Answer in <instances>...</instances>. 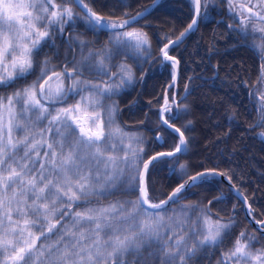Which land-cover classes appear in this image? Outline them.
<instances>
[{
  "label": "snow or ice",
  "instance_id": "snow-or-ice-1",
  "mask_svg": "<svg viewBox=\"0 0 264 264\" xmlns=\"http://www.w3.org/2000/svg\"><path fill=\"white\" fill-rule=\"evenodd\" d=\"M158 2L153 0L133 16L125 11L115 17L94 10L92 0H0L3 88L27 80L44 47L54 45L57 36L63 38L66 26L74 27L79 20L94 36L108 34L99 48L94 46L96 40L69 35V44L76 43L81 49V60L71 70L67 64L60 71L50 68L45 57L35 80L0 95V264H194L198 254L221 248L231 235L234 220L213 215L211 207L197 210L196 205L186 204L178 214L165 215L170 204L183 198V192L211 177H226L232 183L226 172L206 169L190 175L187 164L180 163V156L189 149L190 138L185 133L192 122L178 125L189 107L179 103L175 94L168 95L180 63L169 49L194 32L202 19H208L210 8L225 3L233 21L228 29L257 51L262 61L256 92L250 96L260 114L254 126L264 124V89L259 87L264 83V0H189L191 22L175 40L165 36L168 43L160 49L161 64L170 62L173 71L172 84L158 110L159 121L176 143L171 150L145 159L142 140L113 127L115 106L105 107L103 101L134 80L126 62L112 64L115 56L150 55L148 34L132 25ZM249 38L253 43H248ZM84 49H88L86 55ZM81 68L94 71L100 82L81 79ZM187 94L185 85L183 99ZM75 96L79 100L69 104ZM258 136L264 140V132ZM166 158L179 165L183 182L166 200L153 203L150 174ZM169 172L175 175L177 169L169 168ZM117 192L133 194L135 199L99 203L100 198ZM236 194L243 195L238 189ZM93 197L97 198L95 206ZM213 203L208 201L209 206ZM243 203H248L246 197ZM246 215H253L251 205ZM256 224L264 237V220ZM255 242L256 237L241 231L221 251L216 264H264V245L254 248Z\"/></svg>",
  "mask_w": 264,
  "mask_h": 264
},
{
  "label": "trees",
  "instance_id": "trees-1",
  "mask_svg": "<svg viewBox=\"0 0 264 264\" xmlns=\"http://www.w3.org/2000/svg\"><path fill=\"white\" fill-rule=\"evenodd\" d=\"M152 2L153 0H92V6L105 15L114 13L115 17H120L125 11L133 16ZM124 4L130 7L122 6ZM192 15L189 0H160L148 16L132 26L141 28L148 34L150 55L137 57L130 53L129 57L120 55L112 60L113 65L124 61L132 67L134 82L103 103L105 107L108 106L107 103L116 107L115 123L124 132L144 136L142 142L147 152L145 159L157 152L171 150L176 143L175 136L170 130H165L158 120V109L164 92L172 81L170 62L161 64L160 49L168 43V39H176L191 22ZM230 23L233 21L227 5L218 2L214 8H210L208 19L200 21L196 31L190 33L178 46L169 49V54L180 63L176 87H172L168 95L171 97L175 94L179 103L189 107L188 114L178 121V125L189 120L192 122L191 130L185 133L190 138L188 152L180 156V163L187 164L188 174L206 169L226 172L231 177L232 184L251 205L252 219L264 220V140L258 136V133L264 132V124L254 126L260 117L257 120V102L250 96L257 87L262 61L257 51L245 45L235 32L228 29ZM69 35L87 41L96 40V48L104 45L108 39L106 32L94 36L85 29L83 21L78 20L74 27L66 26L63 38L57 36L54 45L45 46L37 60L45 52L49 56L50 68L55 66L58 71L67 64L71 70V66L81 60V49L76 43L69 44ZM248 43L251 44L250 41ZM87 51L88 49H84L85 55ZM39 72L40 64L37 61V66L27 80L17 81L8 88L0 87V95L10 94L17 88L30 84ZM81 72V79L100 82L101 77L94 71L81 68ZM185 85L189 89L187 99H183ZM204 97L206 104L203 106L200 99ZM75 99L76 96L70 98L68 103L73 104ZM157 136L162 139L158 141ZM204 148L206 152L203 153ZM169 168H176L177 173L171 174ZM182 182L178 164L167 158L163 162H157L149 179L150 200H165ZM218 196L221 200L215 201L214 198ZM182 197L177 204L168 207L166 217L178 214L181 205L192 204L197 206V210L211 207L213 215L225 220L231 218L235 222L225 244L221 248L198 254L194 264H216L221 251L229 247L230 242L241 231L256 237L254 248L264 245V237L248 222L240 199L218 177H211L207 183L188 189L182 193ZM116 199L131 200L135 199V195L117 192L107 199L100 198L99 203ZM92 200L95 206L97 198L93 197ZM209 200L214 201L211 206L208 205ZM173 209L176 210L175 213Z\"/></svg>",
  "mask_w": 264,
  "mask_h": 264
},
{
  "label": "water",
  "instance_id": "water-1",
  "mask_svg": "<svg viewBox=\"0 0 264 264\" xmlns=\"http://www.w3.org/2000/svg\"><path fill=\"white\" fill-rule=\"evenodd\" d=\"M159 2H160V0H159ZM159 2H158V3H159ZM152 3H153V2H152ZM152 3H151L150 5H152ZM150 5H149V6H150ZM157 5H158V4H157ZM157 5H156V6H157ZM153 10H154V8L151 9L150 13H151ZM150 13H149V14H150ZM149 14H146L145 17L148 16ZM145 17H143V18H145ZM143 18H140L139 21L142 20ZM133 25H134V24H133ZM133 25H132V26H133ZM197 27H198V26H197ZM196 29H197V28H196ZM195 31H196V30H195ZM187 36H188V35H187ZM187 36H186V37H187ZM186 37H185V38H186ZM185 38H184V39H185ZM184 39H183V40H184ZM174 40H175V39H174ZM183 40H182V41H183ZM180 43H181V42H180ZM180 43H179V44H180ZM160 56H161V54H160ZM161 58L163 59L162 56H161ZM178 77H179V65H178V68H177V80H176V83H175L174 87H176V84H177V81H178ZM170 84H172V81H171ZM167 89H168V88H167ZM158 110H159V109H158ZM158 118H159V114H158ZM216 177H218L219 179H221V180L223 181V183H224L229 189H231V191L237 196V194H236V193H237V188H236V187H233V184H232V183H229V181H228V179H227L226 177H221V176H216ZM186 191H187V190H186ZM239 192H240V191H239ZM240 193H241V192H240ZM237 197H238V198L240 199V201L243 203L244 195H242V196H237ZM166 199H167V198H166ZM166 199H165V200H166ZM158 203H159V202H158ZM170 205H171V204H170ZM170 205H169V206H170ZM248 207H249V204H248V203H247V204L243 203V210H244L245 215H246V213H247V211H248ZM246 218H247V220L249 221V223H250L253 227H255L256 229L259 228V225H257L256 222L252 220L251 216H247V215H246Z\"/></svg>",
  "mask_w": 264,
  "mask_h": 264
},
{
  "label": "rangeland",
  "instance_id": "rangeland-1",
  "mask_svg": "<svg viewBox=\"0 0 264 264\" xmlns=\"http://www.w3.org/2000/svg\"><path fill=\"white\" fill-rule=\"evenodd\" d=\"M249 41H250V43H253V41L251 40V38H249ZM255 43H259V41L257 40V41H255ZM43 54V56H40V58L37 60V61H39L40 62V59H41V61H42V59H45V57H49L48 55H46L45 54V52H43L42 53ZM62 68H64V66L62 67ZM58 71H60V69L58 70ZM172 68H171V74H172ZM40 73V72H39ZM39 73H38V75H39ZM37 75V76H38ZM36 76V77H37ZM32 82V81H31ZM133 82H134V80H133ZM132 82V83H133ZM66 83H70V81H68V82H66ZM260 88H262V89H264V83H262V84H260V86H259ZM256 92V89L252 92V93H255ZM85 95H87V93H84ZM258 94V93H257ZM79 96H76V99L74 100V103L77 101V100H79ZM205 99V97L204 98H202V99H200V103L204 106L205 104H206V101L204 100ZM105 103H107V101L105 102ZM72 104V103H71ZM104 104V103H103ZM163 104V101H162V103H161V105ZM107 105L108 106H106V107H109V104L107 103ZM160 105V106H161ZM112 106H113V104H112ZM116 108V107H115ZM259 115V116H258ZM259 117H260V114L257 112V120L259 119ZM45 124H46V121H45ZM115 126H117L116 125V123H115V118H114V124H113V127H115ZM126 133V132H125ZM127 134H129V135H134V136H136V137H138V135H136L135 134V132H128ZM207 137H210V135H208ZM141 140L143 139L144 140V136H141V137H139ZM206 145H207V147H208V142H206ZM203 153L204 152H206V149L204 148L203 149V151H202ZM204 155V154H203Z\"/></svg>",
  "mask_w": 264,
  "mask_h": 264
},
{
  "label": "flooded vegetation",
  "instance_id": "flooded-vegetation-1",
  "mask_svg": "<svg viewBox=\"0 0 264 264\" xmlns=\"http://www.w3.org/2000/svg\"><path fill=\"white\" fill-rule=\"evenodd\" d=\"M63 69V68H62Z\"/></svg>",
  "mask_w": 264,
  "mask_h": 264
}]
</instances>
